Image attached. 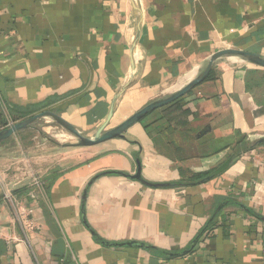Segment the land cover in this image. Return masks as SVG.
Instances as JSON below:
<instances>
[{
	"label": "crops",
	"instance_id": "crops-1",
	"mask_svg": "<svg viewBox=\"0 0 264 264\" xmlns=\"http://www.w3.org/2000/svg\"><path fill=\"white\" fill-rule=\"evenodd\" d=\"M224 49L264 58V0H0V109L9 126L50 111L92 137L112 107L106 130ZM212 71L125 140L68 148L35 124L0 143V264H264V69ZM135 156L143 181L172 186L231 163L155 189L130 179Z\"/></svg>",
	"mask_w": 264,
	"mask_h": 264
},
{
	"label": "water",
	"instance_id": "water-1",
	"mask_svg": "<svg viewBox=\"0 0 264 264\" xmlns=\"http://www.w3.org/2000/svg\"><path fill=\"white\" fill-rule=\"evenodd\" d=\"M223 58H238L250 65L264 69V58H262L258 54H255V53H252L246 50H240V49H224V50L214 53L208 60L205 69L196 78H194L191 82L185 85L183 88L168 95L167 97H164L162 99H159V100H156L150 103L149 105L137 111L136 113L131 115L128 119H126L121 124L117 125L116 127L112 129L106 130L112 118V115H113V107L111 108L107 119L97 129V131L95 132V135L92 137H88L84 133L78 131L76 128H74L72 125L64 121L57 114L50 112V111H44L36 115H33L27 119H24L22 121L16 122L13 125L7 127L6 129L0 131V143L8 140L9 138H11L12 136L16 135L17 133L21 131L33 128V126L38 121L43 120V119L52 120L61 129H63L64 131L72 135L78 141L76 145H73L74 147H91V146L105 143V142H108L114 139L125 140L126 131L129 128H131L133 125L141 122L145 117H147L151 113L157 110H160L161 108L166 107L180 100L182 97L186 96L188 93L194 90L201 83L206 81V79L212 72L215 63L218 60L223 59ZM205 132L206 130L202 131V133H200V136L203 135ZM260 143H264V140L260 141ZM135 163H136V172L134 175L130 177L131 180L139 182L147 187L155 188V189L172 186V185L150 184V183L143 181L141 178V164H140V160L138 156H135ZM126 245H129V244H124L121 246H126Z\"/></svg>",
	"mask_w": 264,
	"mask_h": 264
},
{
	"label": "built area",
	"instance_id": "built-area-1",
	"mask_svg": "<svg viewBox=\"0 0 264 264\" xmlns=\"http://www.w3.org/2000/svg\"><path fill=\"white\" fill-rule=\"evenodd\" d=\"M32 184L37 189L42 186L41 180L37 177L33 178ZM29 197L33 200L35 199V194L31 192ZM3 200L9 204L14 218H16V220L20 223L22 229L26 231H34L35 225L31 218L33 210L31 208L24 207L21 204L22 202L20 199L17 198L14 192L10 189H4Z\"/></svg>",
	"mask_w": 264,
	"mask_h": 264
},
{
	"label": "rangeland",
	"instance_id": "rangeland-1",
	"mask_svg": "<svg viewBox=\"0 0 264 264\" xmlns=\"http://www.w3.org/2000/svg\"><path fill=\"white\" fill-rule=\"evenodd\" d=\"M115 123H111L109 128L113 127ZM41 131L44 130V134L47 139L51 142L61 146H67L68 148H74L73 145L77 144V140L70 135L68 132L61 129L50 119H43L36 123L35 127Z\"/></svg>",
	"mask_w": 264,
	"mask_h": 264
},
{
	"label": "trees",
	"instance_id": "trees-1",
	"mask_svg": "<svg viewBox=\"0 0 264 264\" xmlns=\"http://www.w3.org/2000/svg\"><path fill=\"white\" fill-rule=\"evenodd\" d=\"M213 78V71L210 73V75L208 76V78L206 80H210ZM179 101V100H178ZM178 101L161 108L160 110H165L167 111L168 109L171 110V108L176 105L178 103ZM165 113V112H164ZM17 119L13 120V122L16 123ZM9 126V122L8 120L5 118L2 110L0 109V131L6 129ZM231 163V161H226L221 167H219L218 169L212 171L210 174H203V175H192L191 178L189 180L184 181V183H179L177 185H173L171 187H187V186H194V185H198L201 183H205L207 181H209L210 179L218 176L220 173H222ZM113 174V173H112ZM117 174V173H114ZM97 239V237H96ZM98 241H100L99 239H97ZM194 243L192 244L191 247H193Z\"/></svg>",
	"mask_w": 264,
	"mask_h": 264
}]
</instances>
